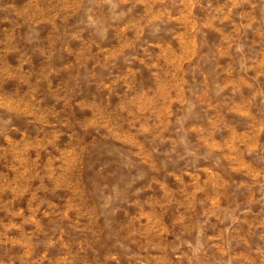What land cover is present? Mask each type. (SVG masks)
I'll use <instances>...</instances> for the list:
<instances>
[{
  "label": "rangeland",
  "instance_id": "374dc122",
  "mask_svg": "<svg viewBox=\"0 0 264 264\" xmlns=\"http://www.w3.org/2000/svg\"><path fill=\"white\" fill-rule=\"evenodd\" d=\"M0 264H264V0H0Z\"/></svg>",
  "mask_w": 264,
  "mask_h": 264
}]
</instances>
